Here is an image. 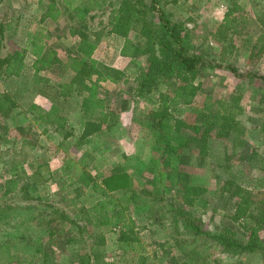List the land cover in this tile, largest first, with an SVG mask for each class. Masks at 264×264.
<instances>
[{"label": "rangeland", "instance_id": "obj_1", "mask_svg": "<svg viewBox=\"0 0 264 264\" xmlns=\"http://www.w3.org/2000/svg\"><path fill=\"white\" fill-rule=\"evenodd\" d=\"M70 1L75 7L88 5L89 0ZM97 1L102 8L89 10L88 14L96 15L86 21L85 29L98 40L92 58L100 66L115 68L122 76L117 82H100L98 95L105 104L100 116L104 120L103 128L84 145H77L85 122L80 104L84 92L78 83L71 89L61 86L68 85L74 77L68 66L76 48V36L70 29L79 27L74 7L55 0L61 15L56 21H42L43 10L36 0L0 1L5 44L0 55L17 48L25 51L20 76L0 77V91L11 93L21 108L14 110L17 114L11 112L8 118L0 116V159L10 161L8 164L0 161V195L3 178L9 174L4 169L12 164L18 165L21 182L31 183L27 195L33 198L43 193L39 199H29L30 204L27 202L26 206L19 205L22 199L17 197L0 198V264H83L80 257L92 251L101 253L104 264H170V257L181 261L193 248L202 252L206 260L218 258L226 264H263L258 252L230 257L212 241L184 233L180 226L173 224L169 205L172 202L184 204L207 229L215 231L229 226L237 237L245 239L247 236L243 225L253 220L232 217L237 197L230 196L223 186L228 181L237 182L250 191L252 199L263 197V160L254 149L260 152L264 142V84L259 78L234 76L226 64L240 72L264 76V0H161L187 27L190 50L204 59L194 81L195 94L189 103L172 105V115L189 125L197 124L203 112L215 117L212 111L230 110L234 115L229 136L212 135L200 144L198 132L188 128L184 131L195 139L189 146L165 156L156 148L159 130L151 129L148 121L150 111L159 104L161 93L172 96L171 87L177 82L168 79L170 86L161 84L145 97L133 94L130 87L136 86L137 73L146 67V55L120 54L124 38L110 33L106 27L111 9L109 2L115 3L114 7L118 2ZM34 31L44 33L45 56L52 52L53 59L58 60L49 67L42 68L41 62L28 51L27 34ZM132 35L134 32L130 31L129 36ZM61 90L67 94L62 95ZM35 100L43 111L49 112L53 107L57 111L46 114L34 109ZM23 109L32 110L23 113L27 111ZM34 118H41L42 124H46V128L35 125L28 129L30 135H39L40 141L34 140V144L41 145L40 153L31 148L32 140L25 145L12 140L17 134L14 126L17 123L30 125ZM60 121L64 133L74 130V134L62 142L60 133L55 134L51 126V122ZM44 152L49 161L55 159L47 162V169L43 167L32 179L33 169L29 163L38 164ZM82 156L84 160L80 161ZM154 157L158 159L157 166L151 163ZM73 158L77 162H68V172L59 170L66 165L62 159ZM163 158H167L169 164L164 179L158 182ZM83 169L95 177L118 171H126L131 176L135 195L125 208V220L116 228L94 223L90 208L105 195L79 182L78 175ZM36 179L53 183L42 187L34 182ZM181 183L198 185L205 190L187 205ZM109 193L117 196L121 192ZM55 208L62 210L68 219H75L82 226V233L68 219H56L60 212ZM123 226L128 238L120 241ZM260 237L264 239V229Z\"/></svg>", "mask_w": 264, "mask_h": 264}, {"label": "trees", "instance_id": "obj_2", "mask_svg": "<svg viewBox=\"0 0 264 264\" xmlns=\"http://www.w3.org/2000/svg\"><path fill=\"white\" fill-rule=\"evenodd\" d=\"M1 1V0H0ZM68 7H72V1L62 0ZM117 7L112 1L109 2L110 17L106 27L110 33L120 35L124 38L120 54L127 57H136L139 54L146 55L147 65L139 70L135 80L136 86L130 87L136 97H145L152 89L161 84L170 86L168 79H175L177 84L171 87L173 95L161 93L159 104L153 111H150L151 120L148 125L151 129L159 130V138L157 139L156 148L163 152V156L168 153L176 152L178 148L187 147L195 139L188 137L186 129L191 128L198 132V141L204 143L210 136H229L234 123V115L232 111H212L215 117L203 112L195 125H189L183 119L175 117L170 111L172 105L180 102L186 104L191 101V96L195 94V79L199 71V65L203 62V58L190 50L189 43L186 39V29L182 20L176 19L171 11L167 10L161 0H116ZM37 5L43 10L41 20L49 19L56 21L61 15V9L56 5L55 0H36ZM88 5H76L75 17L77 18L79 27L71 28L70 33L76 36L75 54L69 57V68L74 73V77L68 85L62 84V88L69 87L78 83L79 89L84 92L81 99V109L83 111V128L77 137V145L84 144L86 137L103 128L104 120L100 119L105 109L104 100L98 95V88L101 81L110 80L117 82L121 78L115 68L102 65L92 58L96 49L97 38H94L85 30L86 21L95 18V13L88 14L89 10L96 8L100 10L102 5L97 0H89ZM228 22V20H227ZM130 31L134 32L132 37L129 36ZM44 33L42 31H34L27 34L28 51L41 62V67H49L57 59H53V53L45 56V47L43 41ZM4 26L0 23V51L5 46L4 42ZM25 51L23 48H17L8 51L5 55H0V75L18 77L23 71ZM226 68L239 78H259L264 84V76L251 72H240L235 66L226 64ZM170 89V87H169ZM168 91V90H167ZM62 95L67 93L64 90L60 92ZM17 106V102L8 91L0 92V116L8 118L12 110ZM209 109V108H208ZM56 110L54 107L51 111ZM51 114V113H50ZM95 116V118H91ZM58 123V122H57ZM58 124L64 126L62 121ZM108 127V124L105 125ZM23 132V131H22ZM74 134V130L66 131L65 138ZM254 153L262 157L263 163L261 169L264 179V142L261 151ZM9 157V154L5 152ZM92 156L85 153V156ZM4 164H8L9 159H0ZM69 160L65 161V170H69ZM153 165L157 166L158 159L153 158ZM163 169L158 171L157 181L160 182L166 175V168L169 160L163 158ZM10 177L3 179L1 187L3 193L1 200L7 199L10 192L16 191L15 197L18 199H33L27 196V190L30 187L29 182L24 180L18 173V165L12 164L9 167ZM100 179V182L98 181ZM79 182L84 187H92L104 194V198L99 199L91 208L95 224L110 225L114 228L125 220V208L133 201L135 191L133 189L132 178L126 171L110 172L107 175L92 176L84 169L78 175ZM183 190L184 203L192 204L194 198L200 195L205 188L198 185H190L181 183ZM103 188V189H101ZM224 189H227L230 196L237 197L233 218H246L253 220L252 223L245 222L243 227L246 232L245 239L237 237L236 231L229 226H225L220 230H210L204 227L202 221L194 216V213L184 204L172 202L169 205V211L172 213L173 224L180 226L184 233L190 234L195 238L212 241L215 246L219 247L222 253L230 255V257L239 256L244 253L258 252L262 257L264 264V239L260 237V231L264 229V191L263 197L254 200L248 189L240 183L228 181L224 183ZM121 192L120 195H109V192ZM27 197H26V196ZM13 197V195H9ZM9 198V197H8ZM39 199V197H37ZM40 202V201H39ZM21 204V203H20ZM41 205V202H40ZM51 205V204H49ZM56 215V219H68L62 210ZM78 232L82 233V226L75 219H68ZM124 224V223H123ZM120 241L127 239L125 227L120 230ZM83 264H104L102 255L99 251H92L80 257ZM170 264H226L221 259L212 258L204 259V254L196 248L188 250L184 259L178 261L174 257H170ZM234 264V263H233Z\"/></svg>", "mask_w": 264, "mask_h": 264}, {"label": "crops", "instance_id": "obj_3", "mask_svg": "<svg viewBox=\"0 0 264 264\" xmlns=\"http://www.w3.org/2000/svg\"><path fill=\"white\" fill-rule=\"evenodd\" d=\"M31 56V55H30ZM31 57H33V56H31ZM92 57H93V55H92ZM0 77H4V78H9V77H6V76H3V75H0ZM0 92H4V91H0ZM17 102V101H16ZM34 102V104H33V107H34V109H38L39 111L41 110L42 112H45V111H43L42 109H40L39 107H41V105H39L38 103H37V101L35 100V101H33ZM37 105L39 106V107H37ZM15 109H21L20 108V105H19V103L17 102V106L12 110V112H13V114H17L16 112H14V110ZM56 109V108H55ZM23 110H27V109H23ZM28 110H32V109H28ZM23 111V113L24 112H29V111ZM57 111V110H56ZM52 112H55V110H53V111H49V112H45L46 114H50V113H52ZM43 122H42V120H41V118H34V120L31 122V123H29L30 125H23V123H17L15 126H14V129H16V133L17 134H15V135H13V141H15L16 143H21L22 145L24 144H26V142L27 141H29V140H32V142H33V144H34V142L36 141V140H39L38 139V136L39 135H37V134H32V135H30V133L28 132V129H30L31 127L33 128V126H40V125H44L45 126V128H46V124H42ZM51 126L53 127V129L55 130V134H57V133H60L59 135H60V140H61V142L64 140L65 141V133H64V131H63V126H61L60 124H58L57 122H51ZM36 128V127H35ZM83 128V127H82ZM27 129V130H26ZM26 130V131H25ZM36 130V129H35ZM82 130V129H81ZM23 131V132H22ZM66 132V131H65ZM42 132H40V134H41ZM95 133L96 132H94L93 134H91L90 136H88V137H86V139H90V138H92V136L93 135H95ZM43 137V135H40V138H42ZM2 136H0V138H1ZM69 137V136H68ZM67 137V138H68ZM36 138V139H35ZM94 138V137H93ZM35 140V141H34ZM40 141V140H39ZM88 141V140H87ZM87 141L85 142V144H87ZM44 144V143H43ZM84 145V144H83ZM40 146L41 145H31V148H34V149H36L37 150V153H40V152H42V149L40 148ZM30 147V146H29ZM33 152V151H32ZM43 158L42 159H39L37 162H38V164H36V163H34V162H31V163H29V167H31L32 169H33V172H32V176H30V178H32V179H35L34 177H36V176H38L41 172H42V168L43 167H46V169H47V162H49V163H51L55 158H52L53 160H48V157H46V152H44V153H42V155H41ZM26 157L29 159V155H27L26 154ZM84 160V156H82L81 157V159H80V161L81 160ZM37 160V159H36ZM43 160V161H42ZM67 160V159H66ZM66 160H63L62 159V162H63V164L65 163V161ZM69 161H73V162H77V159H69ZM30 162V161H29ZM84 162V161H83ZM52 166V165H51ZM64 167H65V165H64ZM64 167H63V165H62V167L59 169V170H62V169H64ZM5 171H7L9 174L8 175H6V176H4V178L3 179H5V178H8V177H10L12 174L9 172V168L8 169H4V172ZM64 171L65 172H68L67 170H65L64 169ZM29 178V179H30ZM28 181V180H27ZM36 181H37V179H36ZM36 181H34L35 183H37L39 186H48V185H50V186H52V183H53V181L52 180H50L49 181V183L47 184L45 181H41V180H38L37 182ZM29 182V186H30V181H28ZM56 184H59L60 186H62V184H61V182H55ZM42 191L44 190L45 191V189H41ZM1 191H2V193H3V189H1ZM28 191V190H27ZM13 195V197H10L9 195ZM39 195L38 196H41V195H43V193L41 192H39L38 193ZM45 194V193H44ZM15 195H16V191H14V192H10V194H8V196H7V198L9 197V198H12V199H14V197H15ZM26 196V195H25ZM28 197L30 196V195H27ZM26 196V197H27ZM38 196H35V197H33L34 199H37V197ZM0 197H1V195H0ZM31 197V196H30ZM32 198V197H31ZM40 198V197H39ZM18 199V198H17ZM20 201V200H19ZM28 202V205L30 204L29 203V199L28 198H24V199H22V201H20V203L21 204H19V205H23V206H26V203Z\"/></svg>", "mask_w": 264, "mask_h": 264}]
</instances>
